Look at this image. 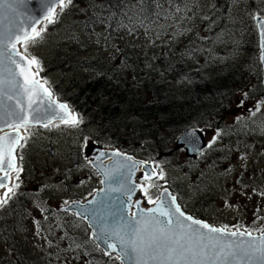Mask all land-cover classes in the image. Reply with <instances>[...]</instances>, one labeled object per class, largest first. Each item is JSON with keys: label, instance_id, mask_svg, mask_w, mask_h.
Segmentation results:
<instances>
[{"label": "rangeland", "instance_id": "rangeland-1", "mask_svg": "<svg viewBox=\"0 0 264 264\" xmlns=\"http://www.w3.org/2000/svg\"><path fill=\"white\" fill-rule=\"evenodd\" d=\"M178 1L183 5L171 7L170 24L161 29L148 31L132 22V26L111 27V33L100 24L93 25L89 33L81 22L85 19L82 13H86V4L96 12L98 0H72L53 22L44 24L40 36L29 42L26 50L38 61L37 73L64 102L77 97L96 76L95 71H111L112 78H124L123 84L130 89L138 76L150 78L156 73L161 60L177 70L179 55L186 48L190 49L191 65L187 63L190 70L184 74L185 80H191L194 72L225 79L244 72L241 88L228 98L226 110L216 116L221 121L197 127L206 140V150L190 159L177 147L178 137L170 131L156 132L151 138L137 120L130 121L123 114L107 135L99 124L107 119L96 114L99 108L107 107V99L86 100L89 113L80 103L74 104L81 112L77 122L33 129L21 149L19 187L13 188L0 209V264H100L102 255L121 264L117 254L101 251L83 219L66 210L71 203L89 201L102 187L101 176L90 163L98 155L97 148L121 150L154 166L151 169L158 172L156 179L142 176L137 181L143 185L138 197L144 207L154 206L166 188L185 212L210 225H239L230 231L262 232L264 90L254 19L264 14V0L251 2L247 17L241 5L234 13L236 19L251 21L255 41L245 26L216 35L200 25L198 20L213 8V0ZM166 54L172 58H164ZM187 84L176 81L173 91L181 93ZM133 90L136 98L145 97L138 87ZM145 189L153 194L154 203L148 202Z\"/></svg>", "mask_w": 264, "mask_h": 264}, {"label": "trees", "instance_id": "trees-1", "mask_svg": "<svg viewBox=\"0 0 264 264\" xmlns=\"http://www.w3.org/2000/svg\"><path fill=\"white\" fill-rule=\"evenodd\" d=\"M253 1L255 0H213V8L203 19L198 20V23L207 26L210 29L209 33L216 35L226 33L231 28L245 26L244 28L251 33L252 40L255 41L256 29L251 26V21H246L247 8ZM188 2L190 0H187L186 3ZM97 3L96 12L86 4L87 6L84 8L86 13H82L85 15V19H82L81 22L89 33L93 25L99 26L100 24L108 33H111V27L117 24L132 26V22H136L144 30L155 31L161 29L160 27L169 26L172 16L171 7L183 5L178 0H98ZM239 5L245 9L243 15L246 17L236 19L234 13ZM254 15L257 16L259 13ZM109 18L114 20H108ZM249 18L251 19V16ZM189 52L190 49L186 48L183 54L180 53L177 70L172 69L168 63L161 60V68L156 73H153L150 78L138 76L137 83L132 84L130 89L126 87L127 83L123 84L124 78H112L111 71L107 73L95 71L96 76L81 89L77 96L81 98L87 95L88 98L74 101L77 97H71L65 102L79 116L81 112L74 107V104L80 103V106L86 107L89 113L91 110L86 100L94 97L107 99V107L99 108L96 113L99 119L101 117L107 119L105 123L98 121L101 129L107 135L113 131V123L116 118L123 114L130 121L137 120L140 128L151 134V138L156 136V132L166 130L174 134L175 139L176 137L179 139L182 133L190 128L211 126L209 125L211 120L215 123L220 122L221 120L216 116H220L226 110L228 98L234 94L237 88H241L239 86L243 81L241 78L246 75L244 72L233 73L230 78L225 79L218 75L210 76L194 72L191 80L189 78L185 80L184 74L190 70L187 63L191 65ZM166 55L164 58H172L170 54ZM176 81L188 83L181 93L173 91L172 85ZM115 83L116 85H114ZM137 87L145 97L136 98L134 96L133 89H137ZM262 89L264 90L263 87ZM80 124H82V118ZM215 126L221 129L218 125ZM161 140L162 138L159 136V141ZM100 264H116V261L112 262L111 259L102 255Z\"/></svg>", "mask_w": 264, "mask_h": 264}, {"label": "snow or ice", "instance_id": "snow-or-ice-1", "mask_svg": "<svg viewBox=\"0 0 264 264\" xmlns=\"http://www.w3.org/2000/svg\"><path fill=\"white\" fill-rule=\"evenodd\" d=\"M20 2L22 0H0V25L4 23L2 17L5 8L9 12H15L16 5ZM54 4H58L63 10L64 7L72 4V0H53L52 3H49L48 15L45 18L50 22H53L57 16ZM255 18L258 20L257 27L260 29L261 48L264 52V14ZM21 31L24 33L23 36L20 35ZM31 33L36 36L39 35L34 26ZM31 33L24 28L23 21L15 29L11 23L9 24L6 40L4 33L0 32V66L7 58L11 64H15L20 69L22 74L25 73L24 65L19 64L14 56L20 55L16 49L18 43L23 41L25 49H27V42L34 39ZM20 59L24 60L25 57L20 56ZM262 59H264V55H262ZM28 63L37 64L38 61L33 58ZM25 83H29L27 74H25ZM3 85L4 80L0 79V98L6 95ZM28 91L30 90L25 88V92ZM7 99L11 100L13 97L8 95ZM60 107L66 108L67 106L62 104ZM0 109H3L2 103H0ZM6 111V109L0 111V121H3L7 126L19 129L29 123L27 116L7 112L9 117L16 115V120L9 123L8 120L4 119V112ZM20 111H24L22 106ZM31 118L36 119L35 116ZM44 126L47 127V124ZM2 130L3 128L0 127V131ZM192 135L195 133L193 132ZM19 139L21 137H19L18 132L16 136L6 134L4 137H0V172L5 173L4 177H0V188L6 186V177H8L9 171L16 170L15 157L12 153L14 151L13 144ZM6 140L7 146L5 145ZM212 143H215V138ZM104 155V153H100L101 157ZM16 179L19 180L18 175ZM145 179H150V173L145 172ZM15 187H19V185L17 184ZM12 191L13 188L8 187V191L4 193V198H0V207L7 203V200L10 199L8 194ZM134 191V188L127 189L129 198ZM144 195L147 196L149 203L155 202L153 194L149 193L147 189L144 190ZM65 203L67 204L68 201ZM139 205L140 202L137 201L138 211L131 221L111 228L102 224L100 225V235L96 237L102 239L109 249L113 251L119 249L122 258H126L131 252L135 256V264H264V235L252 237L251 232L247 229L243 232L230 231L231 227L238 229L239 225L216 227L196 219L186 214L176 202V197L168 193L167 190L162 194L156 208L148 209L146 214ZM260 231L264 232V229ZM245 235L248 236L247 241L243 239ZM97 246L99 247V245ZM104 254L110 255L107 251Z\"/></svg>", "mask_w": 264, "mask_h": 264}, {"label": "water", "instance_id": "water-1", "mask_svg": "<svg viewBox=\"0 0 264 264\" xmlns=\"http://www.w3.org/2000/svg\"><path fill=\"white\" fill-rule=\"evenodd\" d=\"M52 2L53 0H22V2L16 5L15 12H9L8 9L5 8L2 17L4 23L0 25V32L4 33L5 40L7 39L9 24L11 23L15 29L18 28L21 21H23V26L29 31V33H31L33 26L35 27L36 32L39 33L38 36H36L34 33H31L34 36V39L29 40L27 43L37 39L41 34V29L44 24L50 22L45 17L48 15V4ZM53 6L56 14H58V12L61 10V7L58 4H54ZM254 21L257 27L258 20L255 18ZM257 31L259 38L260 63L263 71L262 85L264 87V59H262V55H264V52H262L261 48L260 29L258 27ZM23 34V31H21L20 35L23 36ZM16 49L19 51L20 55L14 56V59L19 64L24 65L25 73L22 74L20 69L15 64H11L7 60V58L4 59L3 65L0 66V79L4 80L3 88L6 95L0 98V103L3 104V109L7 110L6 112H4V119L8 120L9 123H13L16 120V115L9 117L7 115V112H14L19 115L27 116L29 118V123L26 126H22L19 129H16L15 127H9L4 124L3 121H0V127L3 128V130L0 131V137H4L6 134L8 136H16L17 132L19 134V137H21V139H19L17 142H14L13 144L14 151L12 155L15 157L14 163L17 166L16 170L9 171L8 177H6V186L0 188V198H3V194L6 190H8V187H12L14 176L18 170L17 152L21 147L24 139L22 129L31 127L47 128L59 123L72 124L77 120V115L73 111V109L67 103L56 97L50 87L43 80V78L37 73L36 64L28 63V61H31L32 58L24 50V42L22 41L21 43H18L16 45ZM20 56L25 57V59L21 60ZM25 74L28 75L29 83H25ZM25 88H28L30 91L25 92ZM8 95H11L13 99L8 100ZM62 104L66 105L67 107L61 108L60 105ZM21 106L24 109L23 112L20 111ZM3 109H0V111H3ZM32 116H35L36 119L33 120L31 118ZM45 124H47V127L44 126ZM193 132L195 133V135H192ZM5 145L7 146V140L5 141ZM176 145L178 148H183L185 150L186 156L190 159L197 158L207 148L203 133L199 129L194 127L182 133V135L177 140ZM97 149L98 155L92 157L93 160L90 163L101 176L102 187L96 190L94 196L89 201L85 203H71L66 207V210L68 212L75 213L77 217L83 219L87 223L88 227L91 229V238L97 245H99V248L103 253L107 251L109 253L117 254L119 256V261L121 262V264H135L134 254L129 252V255L126 258H122V254L119 250L113 251L112 249H109L107 245L103 243L102 239L96 238L100 235V225L95 219L92 218V216L89 217L88 208L96 204L101 205V203H104V205L107 206L106 204L109 200V197H112L113 195L115 205L110 207L112 209L111 213L115 214L119 220H121L122 218L124 222H127L131 221L134 217V214H136L138 211L136 207L137 201L140 202V209L144 210V213L146 214L148 209L156 208L165 190H167V192L172 196L175 195H173L169 189L165 188L161 191L160 198L154 206L150 208L144 207L142 198L138 197L140 194L139 191L143 188V185L137 183V181H139V179L137 178L139 173L142 174L143 172L142 176H145V172H148L150 173L149 180L156 179L158 177V172L155 170L154 172L151 169L154 166L152 164H148L147 162L141 161L130 154L123 153L121 150H107L100 148ZM101 152L105 154L102 157L100 156ZM129 157L131 159H128ZM111 160V163L106 164L107 161ZM116 161H129L128 163L130 169H128L129 172L127 180L122 178L121 176L120 179L112 180L110 174H107L108 168ZM4 176L5 173L0 172V177ZM129 177L131 178L129 179ZM129 188L135 189V191L131 194V198H129L127 192V189ZM111 191L112 193L108 195ZM176 202L179 204L177 197ZM185 213L188 214L187 212ZM159 218L163 219L162 217ZM110 220L114 221L115 219L112 218ZM239 231L243 232L242 230ZM251 235L252 237H260L264 235V232L261 234L251 233ZM243 239L247 241L248 236L245 235Z\"/></svg>", "mask_w": 264, "mask_h": 264}, {"label": "bare ground", "instance_id": "bare-ground-1", "mask_svg": "<svg viewBox=\"0 0 264 264\" xmlns=\"http://www.w3.org/2000/svg\"><path fill=\"white\" fill-rule=\"evenodd\" d=\"M111 162H112V160L111 161H107L106 164H109ZM128 162L116 161L114 164H112L108 168V173L107 174H110V177H111L112 180L120 179V176L127 180L128 179V172H129L128 169H130ZM142 174H143V172H142ZM142 174L141 173L138 174V178L137 179H139V181L142 178ZM111 193H112V191L108 195H110ZM106 205L107 206H105L104 203H101V205L100 204L99 205L96 204V205H94L92 207H89L88 208L89 217L92 216V218L95 219L98 222L99 225L106 224L110 228L111 227H116L118 225L126 223V222H124V220L122 218H121V220H119L115 214L111 213L112 209L110 207L115 205L114 204V200H113V195H112V197H109V200L107 201ZM112 218L115 219V220L111 221L110 219H112Z\"/></svg>", "mask_w": 264, "mask_h": 264}, {"label": "flooded vegetation", "instance_id": "flooded-vegetation-1", "mask_svg": "<svg viewBox=\"0 0 264 264\" xmlns=\"http://www.w3.org/2000/svg\"><path fill=\"white\" fill-rule=\"evenodd\" d=\"M53 128V126L51 127H47V128H43V127H36V128H24L22 129L23 133H24V139L22 142V146L20 147L18 153H17V158H18V170L14 176V180H13V185L12 188L15 187V185L18 184V181L21 180L22 174H23V167H21V160H20V156H21V149H23V147L26 144V140L30 139V134L32 133L33 129H50ZM17 175L19 176V180L16 179Z\"/></svg>", "mask_w": 264, "mask_h": 264}]
</instances>
